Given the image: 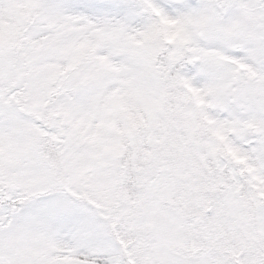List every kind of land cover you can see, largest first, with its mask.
Listing matches in <instances>:
<instances>
[{"label":"snow or ice","instance_id":"obj_1","mask_svg":"<svg viewBox=\"0 0 264 264\" xmlns=\"http://www.w3.org/2000/svg\"><path fill=\"white\" fill-rule=\"evenodd\" d=\"M0 264H264V0H0Z\"/></svg>","mask_w":264,"mask_h":264}]
</instances>
